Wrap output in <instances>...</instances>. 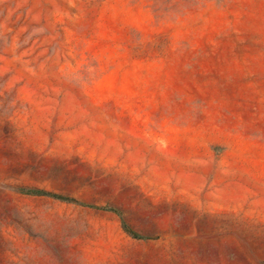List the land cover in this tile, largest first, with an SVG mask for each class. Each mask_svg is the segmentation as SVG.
I'll return each instance as SVG.
<instances>
[{
    "label": "rangeland",
    "instance_id": "rangeland-1",
    "mask_svg": "<svg viewBox=\"0 0 264 264\" xmlns=\"http://www.w3.org/2000/svg\"><path fill=\"white\" fill-rule=\"evenodd\" d=\"M0 264H264V0H0Z\"/></svg>",
    "mask_w": 264,
    "mask_h": 264
},
{
    "label": "trees",
    "instance_id": "trees-1",
    "mask_svg": "<svg viewBox=\"0 0 264 264\" xmlns=\"http://www.w3.org/2000/svg\"><path fill=\"white\" fill-rule=\"evenodd\" d=\"M21 191L25 194H28V195L46 196V197H51L53 199H58V200H63V201H71L69 198H67L65 196L55 194V193H52V192H49V191H46L43 189H24ZM91 206L95 207V208L103 209V210L113 211V212L117 213L119 216H121V213L116 208H112L110 206H94V205H91ZM121 225H122V228L124 229V231H126L132 237H135V238L141 237L139 234H137L131 228H129V226L126 224V222L123 220V218H121Z\"/></svg>",
    "mask_w": 264,
    "mask_h": 264
}]
</instances>
